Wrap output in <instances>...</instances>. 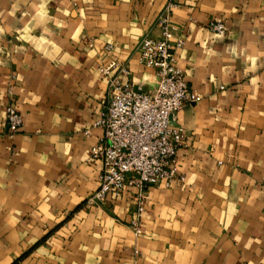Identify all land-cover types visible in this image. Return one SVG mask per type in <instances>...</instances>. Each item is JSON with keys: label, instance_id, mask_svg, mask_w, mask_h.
Segmentation results:
<instances>
[{"label": "crops", "instance_id": "0c3cea01", "mask_svg": "<svg viewBox=\"0 0 264 264\" xmlns=\"http://www.w3.org/2000/svg\"><path fill=\"white\" fill-rule=\"evenodd\" d=\"M167 1L0 0V264H264V0ZM170 3L177 64L202 98L172 120L188 136L185 179L148 188L137 234L134 193L84 206L102 167L89 158L104 135L100 68L116 60L123 81L154 91L138 45Z\"/></svg>", "mask_w": 264, "mask_h": 264}, {"label": "built area", "instance_id": "2783aa9c", "mask_svg": "<svg viewBox=\"0 0 264 264\" xmlns=\"http://www.w3.org/2000/svg\"><path fill=\"white\" fill-rule=\"evenodd\" d=\"M171 7L172 3L159 17L160 35H146L138 45L140 62L156 71L154 91H145L131 80L123 81L130 70L116 60L100 68L109 78L108 104L95 123L102 126L104 135L90 149V161L102 163L99 186L91 199L98 204H112L125 193H134L136 208L131 225L137 234L142 232L140 221L148 188L170 187L185 179L179 173L178 150L186 145L188 136L186 129L173 125L172 120L182 107L202 98L177 64L176 53L185 40L171 20ZM208 27L226 34L223 21L211 20ZM113 47L107 44L105 49L110 52ZM6 122L12 132L23 124L13 98L6 108ZM84 133L89 135V130Z\"/></svg>", "mask_w": 264, "mask_h": 264}, {"label": "rangeland", "instance_id": "374dc122", "mask_svg": "<svg viewBox=\"0 0 264 264\" xmlns=\"http://www.w3.org/2000/svg\"><path fill=\"white\" fill-rule=\"evenodd\" d=\"M168 1H170V0H168ZM167 1V2H168ZM166 9V8H165ZM165 9L164 10H161V12H160V14H159V17L163 14V12L165 11ZM159 17H158V21H159ZM14 73H15V71H13ZM15 80H16V77L13 75V73L11 74V78H10V80L8 81V84H7V87H6V97H7V102H6V104H5V111H6V108H7V106H8V104L10 103V101H11V98H13L14 100H15ZM106 96H107V94H106ZM107 104H108V97H106V100H105V102L103 101V103H102V107H101V111H100V113H102V112H104L105 110H106V107H107ZM18 108V107H17ZM20 112V111H19ZM20 114H21V112H20ZM22 115V114H21ZM22 118H23V116H22ZM6 125H7V122H6ZM7 127H8V125H7ZM6 126H5V133L6 134H9L10 136H14V135H17L19 132H20V129L19 130H17V131H9L8 129L9 128H7ZM91 205V206H94V205H98V203L97 202H94L92 199H91V195L89 196V197H87V199H86V201H85V203H84V206L85 205ZM35 246V245H34ZM24 255V253L22 254V256Z\"/></svg>", "mask_w": 264, "mask_h": 264}]
</instances>
